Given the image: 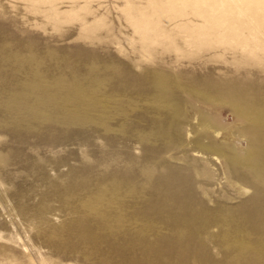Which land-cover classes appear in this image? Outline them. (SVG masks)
Instances as JSON below:
<instances>
[{"label":"rangeland","instance_id":"1","mask_svg":"<svg viewBox=\"0 0 264 264\" xmlns=\"http://www.w3.org/2000/svg\"><path fill=\"white\" fill-rule=\"evenodd\" d=\"M0 264H264V0H0Z\"/></svg>","mask_w":264,"mask_h":264}]
</instances>
